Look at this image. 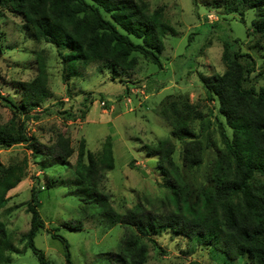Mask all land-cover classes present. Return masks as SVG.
I'll use <instances>...</instances> for the list:
<instances>
[{"label":"trees","instance_id":"16d2710c","mask_svg":"<svg viewBox=\"0 0 264 264\" xmlns=\"http://www.w3.org/2000/svg\"><path fill=\"white\" fill-rule=\"evenodd\" d=\"M231 3L235 12H253L246 37L253 42L251 50L262 51L264 59V0ZM5 13L19 17L36 44L55 49L64 82L71 80L81 66L91 63H100L113 81L133 72L140 63L162 70L165 38L174 35L163 11H151L145 0H0V18ZM42 53L36 55L35 78L17 83L19 102L11 94L0 96L14 116L25 120L19 126H0V149L27 145L45 176L58 168L70 171L73 179L60 181L57 186L69 188L68 195L81 201L80 218L92 212L108 230L119 226L124 230L117 252L108 262L146 264L145 239L157 246L152 235L169 228L189 240L198 236L201 245L223 255L226 262L245 258L249 264H264V85H254L256 62L241 51L239 41H224L221 75L198 74L206 98L218 108L219 118L214 123L205 121L181 95L167 97L157 112L170 128V139L144 149L156 160L162 186L169 193L167 201L172 208L168 213L152 212L142 204L123 213L111 208L97 188L104 174L115 168L109 137L95 154L87 150L83 140L75 152L64 134H57L51 146L27 135V122L38 119L35 110L52 96L47 59ZM80 118H84V112ZM211 126L215 130L210 131ZM172 139L181 146V163L176 161ZM208 150L214 152L209 171L197 183L186 182L183 173L200 169ZM74 154L75 163L70 164ZM26 168L27 161L0 164V214L9 203L7 193L27 176ZM54 187V180L48 179L46 189ZM42 193L33 186L25 204L30 226L20 238L21 249L0 221V264H11L13 255L26 251L35 256L38 264H50L34 243L43 231L61 244L65 264H73L70 243L58 234V229H49L40 216ZM65 226L75 231L83 228L80 219L74 224L66 222Z\"/></svg>","mask_w":264,"mask_h":264},{"label":"rangeland","instance_id":"374dc122","mask_svg":"<svg viewBox=\"0 0 264 264\" xmlns=\"http://www.w3.org/2000/svg\"><path fill=\"white\" fill-rule=\"evenodd\" d=\"M145 1L151 11H163L166 25L174 31V35L168 34L165 38V50L161 55L163 69L140 63L119 81H113L100 63H91L81 66L71 80L64 82L55 49L44 43L36 44L19 17L5 13L0 18V96L11 94L19 102L17 83L35 78L36 55L43 52L52 96L35 110L39 113L38 119L27 122V135L42 145L51 146L57 134H64L70 138L75 152L83 140L87 150L95 154L109 137L115 168L104 174L105 179L97 188L107 197L111 208L119 213L136 204L156 213H168L172 208L167 201L169 193L163 188L156 169V160L146 154L144 146L170 139V128L157 114L169 96L186 97L205 121L214 123L219 118L217 105L206 98L198 74L207 77L224 72L221 62L224 41H239L241 51L251 55L256 62L254 85L257 88L264 85L263 52L251 50L253 42L246 37L254 19L252 11L235 12L231 0ZM82 112L84 118H80ZM22 121L25 120L14 116L0 100V126L11 123L19 126ZM210 129L215 130V126ZM213 139L217 140L215 133ZM171 142L176 149V161L181 163V146L173 139ZM213 158L214 152L208 150L200 169L183 173L186 182L197 183L203 173L209 171ZM35 160L27 145L0 149L3 166L27 161V176L7 193L9 203L0 214V221L4 222L15 245L21 249L20 238L29 230L30 216L25 212V204L35 186L43 191L40 216L49 229H58V234L70 243L73 264H111L108 259L117 252L123 228L108 230L92 212L80 218L81 201L68 195L71 193L69 188L57 186L60 181L73 179L70 171L58 168L45 176L35 165ZM75 160L76 154L70 164ZM48 179L54 180L56 187L46 189ZM78 219L82 221L81 231L65 226L66 222L74 224ZM152 236L157 246L145 239L146 264H249L245 258L226 262L223 255L201 245L198 236L189 240L169 228ZM34 243L50 264H65L61 244L47 232L38 234ZM12 260L11 264H38L30 251L13 255Z\"/></svg>","mask_w":264,"mask_h":264}]
</instances>
